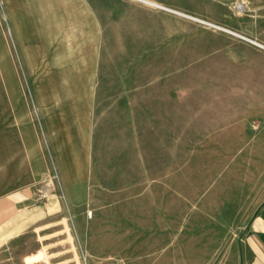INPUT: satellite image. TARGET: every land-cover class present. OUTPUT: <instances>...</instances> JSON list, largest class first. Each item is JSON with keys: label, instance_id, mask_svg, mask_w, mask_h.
Instances as JSON below:
<instances>
[{"label": "rangeland", "instance_id": "374dc122", "mask_svg": "<svg viewBox=\"0 0 264 264\" xmlns=\"http://www.w3.org/2000/svg\"><path fill=\"white\" fill-rule=\"evenodd\" d=\"M221 2L250 37L251 0ZM146 8L0 0V264H232L264 198V72Z\"/></svg>", "mask_w": 264, "mask_h": 264}, {"label": "crops", "instance_id": "0c3cea01", "mask_svg": "<svg viewBox=\"0 0 264 264\" xmlns=\"http://www.w3.org/2000/svg\"><path fill=\"white\" fill-rule=\"evenodd\" d=\"M87 7L101 13L106 9L110 16L125 15L130 13L133 17L142 19H161L164 17L161 12L137 5L129 0H82ZM168 7L179 9L198 15L219 24H226L224 14L220 11H210L208 8L223 7L222 0H152ZM252 2V33L251 38L264 45V0H251ZM230 26H237L236 21H228ZM234 29V28H233ZM236 30V29H235ZM238 31V30H237ZM246 43V42H245ZM251 46L252 59L257 60L258 68L264 72V50ZM237 237L236 245L233 248L232 264H264V198L255 208L252 216L244 224Z\"/></svg>", "mask_w": 264, "mask_h": 264}, {"label": "built area", "instance_id": "2783aa9c", "mask_svg": "<svg viewBox=\"0 0 264 264\" xmlns=\"http://www.w3.org/2000/svg\"><path fill=\"white\" fill-rule=\"evenodd\" d=\"M133 1L134 3H137V4H140V5H143V6H146V7H150V8H154V9H157V10H161V11H164V12H168V13H171V14H174V15H177V16H180V17H183L185 19H188L194 23H197L203 27H206V28H209V29H212V30H215V31H220V32H223L227 35H230L232 37H235L239 40H242L246 43H249L251 45H254L262 50H264V45L259 43L257 40L255 39H252L251 37H248V36H245L241 33H238L237 31H234L230 28H227L219 23H216V22H213V21H210V20H207V19H203V18H200V17H197V16H194V15H191V14H188V13H185V12H181L179 10H176L174 8H171V7H168V6H165V5H162V4H159V3H156L152 0H131Z\"/></svg>", "mask_w": 264, "mask_h": 264}]
</instances>
